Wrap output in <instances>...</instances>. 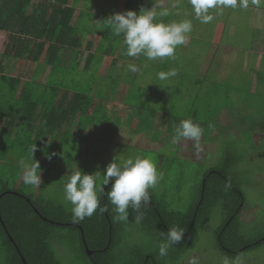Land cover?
I'll list each match as a JSON object with an SVG mask.
<instances>
[{"label": "rangeland", "instance_id": "obj_1", "mask_svg": "<svg viewBox=\"0 0 264 264\" xmlns=\"http://www.w3.org/2000/svg\"><path fill=\"white\" fill-rule=\"evenodd\" d=\"M239 1L233 9H247L243 8L245 4L264 7V0ZM169 6L170 2H167L165 9L170 10ZM230 7H232L231 3ZM105 10L110 12L108 15L111 17L112 12L116 10L118 14H122L123 21L131 20L130 17L139 19L137 15L135 17L129 11L127 14V9L111 7ZM31 11L32 9H27V12ZM158 14H160L159 11ZM229 16L230 28L235 20L233 15ZM240 17L244 23V34L240 31L236 34L240 36L242 44L253 34L250 35L251 26L250 28L247 26V15L243 13ZM119 18L120 16L113 20L105 18L101 30L113 34L116 31L111 29L123 25ZM156 21L157 25L160 24L157 19ZM153 25L157 26L156 23ZM120 29L118 30L121 31ZM230 30L232 29L230 28L228 32ZM254 32L257 36L264 33L257 30ZM161 33L162 31L150 30V34L144 40L149 45L150 36L151 42L157 41ZM148 48L152 49V46ZM159 50L156 48V51ZM240 54L237 64L227 69L224 79L215 78L213 73L211 83L202 81L203 90H206L207 86L209 89H217L223 83L222 89L225 92L219 95L213 93L211 99H214V103L209 105L221 107V111L225 109L227 121L224 120L223 114L220 119L218 117L211 119L209 113L205 111L197 115L190 113L192 101L189 94L195 95L194 88L191 87L195 74L199 75V71L196 70L199 69L202 74L208 76L213 75L208 67L197 66L194 71L188 70L187 60L184 57H178L170 64L169 61L156 56L152 62L145 61L142 66L144 84L141 88L156 86L162 98L169 99L174 95L164 89L167 80L178 89V92L174 93L176 95L174 110H171L165 119L162 118L163 121L156 119L158 116L153 115L152 109L147 111V117L138 121L139 126L131 123L132 119L122 120L118 117L119 114L116 116L109 109L102 108V111L98 109L85 128L75 131L78 136L71 139L67 150H64V147L49 148L46 150L48 155L44 156L46 158L39 156L33 159L36 164L30 163L31 159L25 158L22 176L17 170L20 162L19 158H16L13 160L15 165L2 167L3 174L0 175V181L8 179L9 184L12 185L18 184L23 179L28 185L26 192L31 188L36 193H42L62 204L67 213L91 212L107 169L113 164L119 180L135 178L157 199L165 200L170 208L183 211L193 202L202 175L207 169L219 164L225 152L229 151L235 153L239 159L233 165L232 173L237 177V183L245 198L244 207L239 215L240 231L252 240L260 238L264 235V122L262 120L264 118V85L262 83L252 85L251 71L255 55L242 50ZM142 57L147 59L145 54ZM19 62H11L8 73L16 75ZM39 62L40 66L37 68L39 73L31 81L33 85L39 84L40 90L42 89L40 81L46 83L47 80L48 88L61 86L66 92L89 93L96 87L97 91L91 92L90 95L93 98H99L103 104L107 101L103 91L108 89V92H111L120 88L117 86L118 80L91 77L81 71L76 62L67 70L60 68L63 62L56 63L52 76L48 79L46 77L39 79L37 75L41 76L42 70H45L43 62L41 60ZM168 69L178 71L179 74L165 79ZM261 70H264V61ZM154 73L158 79L152 77ZM200 105L198 103V106ZM258 108L262 110L255 111ZM244 115H247L246 118L241 120ZM185 117L198 121V127L183 124ZM179 118L182 120L178 121ZM140 131L141 134H138ZM141 138L143 141L140 145ZM136 139L138 140L135 141ZM155 140L164 142L158 143ZM142 145L149 148L154 146V148L145 149L148 147L142 148ZM179 148L182 149L181 152ZM221 212L219 205L213 208L208 222L197 230V241L193 248L177 258L169 253L161 255L162 264H264V243L235 256L224 254L218 248L214 232L224 220ZM122 221L121 240L115 249L120 258H127L130 249L152 251L156 248L153 238L138 230L134 220L123 217ZM51 246L59 264H91L80 247L79 237L73 231L55 227L52 232ZM5 263L6 253L0 241V264Z\"/></svg>", "mask_w": 264, "mask_h": 264}, {"label": "trees", "instance_id": "obj_2", "mask_svg": "<svg viewBox=\"0 0 264 264\" xmlns=\"http://www.w3.org/2000/svg\"><path fill=\"white\" fill-rule=\"evenodd\" d=\"M30 1L0 0V30L10 35L0 62V175L2 167L15 165L16 158L22 176L25 158L36 164L33 159L46 158L49 148L67 150L71 139L78 136L75 131L85 128L95 112L105 108L89 93L66 92L61 86L48 88V81L41 90L38 83L23 82L17 95L21 79L2 75L9 58L30 60L38 68L45 49L58 54L61 45L76 43L73 9L61 7L66 0H39L36 9L27 13ZM46 61L56 64L50 58ZM238 160L235 153L226 151L219 164L202 175L193 202L183 211L170 208L135 178L119 180L113 164L107 169L91 212L67 213L62 204L42 193L31 188L26 192L28 185L23 179L12 185L8 179L0 181V241L5 264H59L51 246L55 227L77 234L91 264H162L161 255L169 253L177 258L195 246L197 230L208 222L217 205L224 220L214 233L216 245L224 254L235 256L261 246L264 235L252 240L240 231L239 215L245 198L232 173ZM123 217L134 220L138 230L153 238L156 248L130 249L127 258H120L115 249L121 240ZM85 243L92 251L90 256Z\"/></svg>", "mask_w": 264, "mask_h": 264}, {"label": "crops", "instance_id": "obj_3", "mask_svg": "<svg viewBox=\"0 0 264 264\" xmlns=\"http://www.w3.org/2000/svg\"><path fill=\"white\" fill-rule=\"evenodd\" d=\"M167 2H170V10L165 9ZM239 2V0H66V3L61 4V7H63L62 5L71 6L73 9L72 30L74 29L75 32L76 43L74 45L67 42L61 45L58 54H50L45 49L44 53L40 55L45 70L43 69L42 75L38 74L37 77L48 79L53 75V67L55 68V66L46 61L50 58L55 63L63 62L60 64V68L65 70L76 62L79 69L91 77L118 80L117 86L120 88L111 92H108V89L103 91L107 99V101L103 100L105 105L103 109L111 110L116 116L119 114L118 117L124 121L125 119L128 121L130 118V120L132 119L131 123L137 126H139V120L148 116L147 111L149 109H152L153 115L158 116L157 120L163 121L162 118L165 119L168 113L174 110L176 104L174 93L178 92V89L168 80L164 89L169 94L174 95L171 99L162 98L156 86L141 88V85L144 84L142 82L144 78L142 66L145 61L152 62L156 56L169 61L170 64L172 60L175 61L178 57H184L187 60L188 70L194 71L197 66L199 68L200 66L208 67L212 74H215V78L224 79L227 69L237 64L241 55L240 50H242L245 53L255 55L251 71L252 85L256 86L260 83L264 85V70L260 71L264 61V33L257 36L254 32V30L264 31V7L245 4L243 8L247 9H233ZM230 3L232 7H230ZM38 4L39 0H31L28 9H36ZM111 7L112 9H127V14L129 11L135 17L137 15L139 19L130 17L131 20H129L126 14L128 21H123L122 14H118L116 10L112 12L111 17L108 15L110 12L105 10V8ZM243 13L247 15V26L249 28L251 26L250 35L253 34V36L241 44L240 36L236 32L243 33L244 23L240 17V14ZM230 14L237 22L232 20L233 24L230 27L232 30L228 32ZM118 16H120L119 20L123 25L111 29V31L115 30L116 32L112 34L106 30H101L105 18L113 20ZM156 19L160 24L157 25ZM153 23H156L158 27L154 26ZM150 30H158L162 33L160 39L157 40L158 42H151L152 37L150 36L148 45L144 39L150 34ZM9 40L10 35L4 30H0V62ZM150 46L152 49L148 48ZM155 47L160 50L156 51ZM33 53L35 54V51ZM44 54H46L45 59ZM143 54L147 59H143ZM13 61H20L16 75L8 73ZM36 71L37 63L20 58H9L2 75L21 79L17 88V95H19L22 83L31 82V79L33 80L37 74ZM196 71H199V75L195 74V80L192 83L194 86L191 87L194 88L195 95L189 94L192 101L190 113L197 115L205 111V113H209L211 119H217V117L220 119L223 114L224 120L227 121L225 109L221 111V107L209 105L214 103V99H211L213 93L219 95L225 92L222 89L223 83L217 89H209L207 86V89L203 90L202 81L206 80L211 83L210 80L214 74L208 76L202 74L199 69ZM175 74H179V72L168 69L165 79H169ZM152 77L158 79L155 77V73ZM40 84L43 86L45 83L40 81ZM225 84L229 87L227 83ZM96 91L97 88L94 87L89 94ZM95 99L100 102L99 98ZM178 99L180 100V98ZM198 103L201 105L198 106ZM258 110L262 109L258 108L255 111ZM246 116L244 115L241 120L245 119ZM184 119L183 124L198 127V121L186 117ZM129 125L131 126V124ZM138 134H141V131ZM142 141L141 138L140 145ZM155 142L164 141L155 140ZM145 147L148 146L142 145V148ZM152 148L154 146L145 149ZM181 151L182 149L179 148V152Z\"/></svg>", "mask_w": 264, "mask_h": 264}, {"label": "water", "instance_id": "obj_4", "mask_svg": "<svg viewBox=\"0 0 264 264\" xmlns=\"http://www.w3.org/2000/svg\"><path fill=\"white\" fill-rule=\"evenodd\" d=\"M82 238L84 239L83 234H82ZM84 245H85L87 255L90 256L92 254V251L88 249L86 243ZM22 261L25 263L24 258H22Z\"/></svg>", "mask_w": 264, "mask_h": 264}]
</instances>
